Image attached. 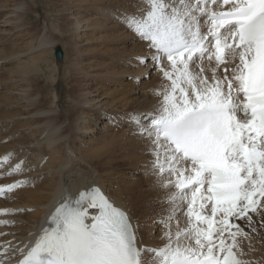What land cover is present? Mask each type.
Segmentation results:
<instances>
[{
    "label": "snow or ice",
    "instance_id": "obj_1",
    "mask_svg": "<svg viewBox=\"0 0 264 264\" xmlns=\"http://www.w3.org/2000/svg\"><path fill=\"white\" fill-rule=\"evenodd\" d=\"M145 5L142 14H120L149 49L129 66L154 68L168 83L152 90L159 98L154 109L127 118L148 144L150 174L170 190L167 214L156 221L164 243H142L139 225L91 185L65 192L31 246L0 245V264L15 254L22 256L18 264H250L239 258L238 240L250 236L236 221L255 232V214L264 227V0ZM142 75L150 78V71ZM29 183L2 185L0 196ZM19 211L27 209L0 215Z\"/></svg>",
    "mask_w": 264,
    "mask_h": 264
},
{
    "label": "bare ground",
    "instance_id": "obj_2",
    "mask_svg": "<svg viewBox=\"0 0 264 264\" xmlns=\"http://www.w3.org/2000/svg\"><path fill=\"white\" fill-rule=\"evenodd\" d=\"M142 1H47L45 23L33 29L29 2L0 0V161L13 153L0 162V186L30 182L0 198V209H27L0 215V220L15 222L0 224V233H7L0 235V245L31 246L65 192L75 195L91 185L127 211L139 225L142 243H164V228L156 221L167 214L169 205L163 201L170 190L159 187L155 176L148 178L153 157L127 118L154 109L159 98L152 90L168 83L154 68L129 66L149 49L120 14L139 12L146 7ZM56 13L59 25L50 17ZM61 43L68 47L66 58ZM58 45L63 58L55 57L50 66L49 53L55 56ZM43 68L56 72L58 86H41L34 73ZM146 71L150 78L143 77ZM20 162L22 171L6 174ZM89 211L97 214V209ZM252 218L260 220L255 214ZM240 227L248 232L245 220ZM256 237L238 238L239 258L264 264L263 236ZM21 258L15 254L6 264Z\"/></svg>",
    "mask_w": 264,
    "mask_h": 264
},
{
    "label": "rangeland",
    "instance_id": "obj_3",
    "mask_svg": "<svg viewBox=\"0 0 264 264\" xmlns=\"http://www.w3.org/2000/svg\"><path fill=\"white\" fill-rule=\"evenodd\" d=\"M27 2H29L30 3V10H29V15H30V22L32 23V25H33V29L35 28V27H42L43 25H44V23H45V19H44V17H43V14H44V11L47 9V4H46V2L48 1L49 3H51V1H54V0H26ZM141 1V0H140ZM144 1V0H143ZM142 1V2H143ZM44 2V6L42 7V5H41V3H43ZM145 2V1H144ZM144 4V6H146L145 5V3H143ZM37 11V12H36ZM136 13H139L138 11L136 12ZM140 14V13H139ZM51 17V20H52V22H56L57 24L59 23H61L62 21H61V17H60V14L59 13H56V14H54L53 16H50ZM58 24V25H59ZM59 46V45H58ZM61 46H63V43H61ZM63 49H64V53H65V58H66V54H67V51H68V47L66 46V45H64L63 46ZM48 56V53L46 54V57ZM48 58L50 59V61H49V65L50 66H53V59L55 60V56H54V53L52 54L51 52L49 53V56H48ZM51 71V72H50ZM51 73V74H50ZM54 74L56 75V72L55 73H53V71L52 70H48V69H44L43 68V71H41V72H36V73H34V75L36 76V78H38L39 79V81H40V83H41V86H45V87H50L51 85H53V86H55V85H57L58 86V83H56L55 81H54ZM68 76V75H67ZM67 76H65V77H63V81L64 80H68V77ZM150 174V173H149ZM149 174H145L146 175V177L149 175ZM151 175V174H150ZM153 176L151 175V176H148V178L149 179H151ZM152 179H154V177L152 178ZM151 179V180H152ZM155 180V179H154ZM156 181V180H155ZM162 207V206H161ZM161 210H164V208L162 207V209ZM165 210H167V208L165 209ZM138 218V216H135V218ZM136 218V219H137ZM253 219V221H255V224H254V226H255V228H256V231L255 232H252L251 231V229L250 228H248V232L247 233H249L250 234V236L251 237H256V238H262V236H263V238L261 239V240H263L264 241V227H262L261 226V223H260V220H258V221H256L254 218H252ZM236 223H238L239 225L241 224V220H237L236 221ZM257 230H258V232H257ZM163 235V234H162Z\"/></svg>",
    "mask_w": 264,
    "mask_h": 264
},
{
    "label": "water",
    "instance_id": "obj_4",
    "mask_svg": "<svg viewBox=\"0 0 264 264\" xmlns=\"http://www.w3.org/2000/svg\"><path fill=\"white\" fill-rule=\"evenodd\" d=\"M55 57L58 59V60H61L63 58V50L61 48V46H57L56 47V50H55Z\"/></svg>",
    "mask_w": 264,
    "mask_h": 264
}]
</instances>
